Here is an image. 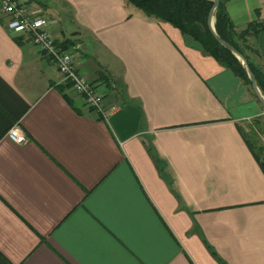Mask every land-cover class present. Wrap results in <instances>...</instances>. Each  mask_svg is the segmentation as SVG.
I'll use <instances>...</instances> for the list:
<instances>
[{
  "label": "crops",
  "instance_id": "1",
  "mask_svg": "<svg viewBox=\"0 0 264 264\" xmlns=\"http://www.w3.org/2000/svg\"><path fill=\"white\" fill-rule=\"evenodd\" d=\"M223 1L237 31L264 25V0ZM25 2L103 108L0 7V264H264V145L244 130L264 115L255 93L125 0ZM246 37L264 68V27Z\"/></svg>",
  "mask_w": 264,
  "mask_h": 264
},
{
  "label": "trees",
  "instance_id": "2",
  "mask_svg": "<svg viewBox=\"0 0 264 264\" xmlns=\"http://www.w3.org/2000/svg\"><path fill=\"white\" fill-rule=\"evenodd\" d=\"M125 2L132 4L146 16L168 22L178 28L182 34L193 38L204 53L211 55L230 69L253 92L251 82L240 60L211 33L207 18L213 4L212 0H125ZM213 16L215 31L246 58L257 85L264 95V68L249 56V53L255 54L257 50L248 43L246 37L248 33H256L264 25L249 23L246 28L237 31L223 0H218ZM259 164L264 173V159L260 160Z\"/></svg>",
  "mask_w": 264,
  "mask_h": 264
},
{
  "label": "built area",
  "instance_id": "3",
  "mask_svg": "<svg viewBox=\"0 0 264 264\" xmlns=\"http://www.w3.org/2000/svg\"><path fill=\"white\" fill-rule=\"evenodd\" d=\"M0 7L5 16V28L13 35H28L37 50L54 62L62 75V82L80 95L86 105L101 111L103 95L98 92L95 83L78 73L74 56L57 44L47 28L50 18L32 12L25 0H0ZM6 136L16 144L26 142L24 132L17 125H12Z\"/></svg>",
  "mask_w": 264,
  "mask_h": 264
},
{
  "label": "water",
  "instance_id": "4",
  "mask_svg": "<svg viewBox=\"0 0 264 264\" xmlns=\"http://www.w3.org/2000/svg\"><path fill=\"white\" fill-rule=\"evenodd\" d=\"M213 4L210 8L209 14H208V18H207V22H208V26L211 30V33L214 35V37L226 48H228L230 51H232L237 58L240 60L242 67L244 68L250 82H251V88L253 90V92L256 94V96L258 97V99L260 100V102L262 103L263 107H264V95L262 94L261 90L259 89L257 82L255 80V76L253 74V72L251 71V69L249 68V65L247 63L246 58L239 53L230 43H228L227 41H225L224 39H222L217 32L214 29V11L218 5V0H212Z\"/></svg>",
  "mask_w": 264,
  "mask_h": 264
},
{
  "label": "rangeland",
  "instance_id": "5",
  "mask_svg": "<svg viewBox=\"0 0 264 264\" xmlns=\"http://www.w3.org/2000/svg\"><path fill=\"white\" fill-rule=\"evenodd\" d=\"M244 130L253 144L264 145V142L261 139L264 137V115L257 121L248 123Z\"/></svg>",
  "mask_w": 264,
  "mask_h": 264
}]
</instances>
